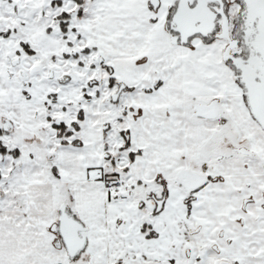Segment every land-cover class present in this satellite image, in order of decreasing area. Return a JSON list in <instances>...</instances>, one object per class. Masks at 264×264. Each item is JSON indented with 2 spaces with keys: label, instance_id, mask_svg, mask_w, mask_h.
I'll list each match as a JSON object with an SVG mask.
<instances>
[{
  "label": "snow or ice",
  "instance_id": "6c2138e0",
  "mask_svg": "<svg viewBox=\"0 0 264 264\" xmlns=\"http://www.w3.org/2000/svg\"><path fill=\"white\" fill-rule=\"evenodd\" d=\"M0 264H264V0H0Z\"/></svg>",
  "mask_w": 264,
  "mask_h": 264
}]
</instances>
